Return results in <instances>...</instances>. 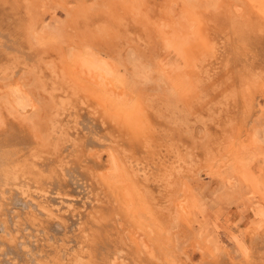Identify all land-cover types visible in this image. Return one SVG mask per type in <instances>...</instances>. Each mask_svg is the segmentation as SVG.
<instances>
[{
  "label": "rangeland",
  "instance_id": "374dc122",
  "mask_svg": "<svg viewBox=\"0 0 264 264\" xmlns=\"http://www.w3.org/2000/svg\"><path fill=\"white\" fill-rule=\"evenodd\" d=\"M244 1L193 4L191 13L203 18L218 7L220 20L181 33L182 0H0V239L21 242L17 249L0 244V264H36L48 250L43 245L74 246L73 236L94 221L106 232L98 237L107 243L101 257L109 255L99 264H264V50L241 49L238 23L247 17L259 24ZM257 23L264 40V24ZM70 52L113 72L89 86L87 73L70 61L81 55ZM72 69L135 115L125 122L86 90L72 94L64 83ZM179 73L191 84L173 94ZM252 82L254 116L243 109ZM236 152L247 156L242 163ZM74 248L79 252L62 250V264H77Z\"/></svg>",
  "mask_w": 264,
  "mask_h": 264
},
{
  "label": "bare ground",
  "instance_id": "6f19581e",
  "mask_svg": "<svg viewBox=\"0 0 264 264\" xmlns=\"http://www.w3.org/2000/svg\"><path fill=\"white\" fill-rule=\"evenodd\" d=\"M207 1H211V0H182V2H181V6H182V11H183V13L185 14L181 19H185L186 20V24H184V22H182V23H180L181 25H180V28H185V29H183V31L181 32V33H183V32H185V30H186V26H188L189 24V28H195L194 29V31H200V30H202V28H204L205 26H206V23H207V21L206 20H208L210 23L211 22H214L215 20L216 21H219L220 20V16H221V14H220V12L218 11V7H217V9H215V10H213L212 12H210V14L209 15H204L205 16V18H203V15H200L199 13H197V12H194L193 13V10H192V13H191V9H190V7L193 5V4H196V3H198V4H200V3H202V2H207ZM214 1V0H213ZM217 2V1H216ZM222 2V1H221ZM244 3L245 4H247V12L248 13H252V12H255L256 14H257V20H258V22H259V24L257 23V22H255V24L257 23L259 26L263 23L264 24V0H245L244 1ZM205 3H203V5H204ZM209 5H208V7L210 6V3H208ZM214 4V3H213ZM212 4V5H213ZM216 4H214V6H215ZM245 6V5H244ZM222 7V6H221ZM193 8H194V6H193ZM239 8V7H238ZM66 9V8H65ZM195 9H196V7H195ZM204 9H205V7H204ZM68 10V9H67ZM239 10V9H238ZM244 10H245V8H244ZM243 10V11H244ZM221 12L223 11V10H220ZM233 11V10H232ZM219 12V13H218ZM225 13H226V11H225ZM224 15H226V14H224ZM242 15V14H241ZM249 16L250 15H248V18H249ZM223 17V16H222ZM236 17V16H235ZM244 17V16H243ZM251 17V16H250ZM73 18V17H72ZM227 18V17H226ZM229 18V17H228ZM228 18H227V20H228ZM74 19H75V17H74ZM74 19H72L73 21H74ZM219 19V20H218ZM231 19V18H230ZM229 19V20H230ZM72 20H70V21H72ZM76 20V19H75ZM228 20V21H229ZM205 21V22H204ZM224 21H226V19L224 20ZM241 21V20H240ZM255 21V20H254ZM189 22V23H188ZM227 22V21H226ZM232 23H233V20L231 21ZM243 22V23H242ZM242 22L240 23H238L239 25H241L242 24V29H239L237 26V30H240L239 31V33L238 32H235V33H237L236 35H238V34H240V35H242L241 37H243V40H244V42H246V43H244V46H242L241 47V49H242V51H245V53L246 52H250V54L251 53H254V54H258V53H260L259 52V50H264V40H263V37H261L260 36V34L258 35L257 33L259 32V30H258V32L256 31H254L255 29L253 28V25H255V24H251L250 22H252L250 19L248 20L247 19V17H246V19L243 21V19H242ZM72 23V22H71ZM74 23H76V22H74ZM215 23V22H214ZM221 23V22H220ZM219 23V24H220ZM235 23V22H234ZM233 23V24H234ZM252 23H254V22H252ZM222 24V23H221ZM224 24H227V23H223L222 25H223V28L224 27H226V26H228L229 24H227L226 26H224ZM69 25V24H68ZM73 25V24H72ZM209 25H211V24H209ZM208 25V29H209V26ZM37 26V25H36ZM204 26V27H203ZM217 26V25H216ZM219 26V25H218ZM217 26V27H218ZM230 26V25H229ZM244 26L246 27V28H248L249 29V31H251V34L250 33H248V31L247 30H245L246 28H244ZM74 27V26H73ZM231 27V26H230ZM229 27V28H230ZM234 27V26H233ZM240 27V26H239ZM261 27H262V25H261ZM264 27V26H263ZM220 28V27H219ZM244 28V29H243ZM58 29V28H57ZM226 30H228L227 28H225ZM258 29H259V27H258ZM262 28H260V30H261ZM212 30V29H211ZM210 30V31H211ZM220 30H221V28H220ZM219 30V31H220ZM223 30V29H222ZM237 30H235V31H237ZM263 31H264V29H262ZM261 30V31H262ZM68 31V30H67ZM157 31H159V30H157ZM216 31V30H215ZM263 31H262V33H263ZM36 32V30L35 29H33L32 30V38H35L36 39V37H35V35L37 34V33H35ZM48 32V31H47ZM46 32V33H47ZM59 32V31H58ZM166 32V31H165ZM226 32H228V31H226ZM230 33V32H229ZM244 33H246V34H244ZM38 34H42V33H38ZM104 34V33H103ZM169 33H167V35H168ZM53 35V34H52ZM225 35V34H224ZM223 35V36H224ZM226 35H227V33H226ZM235 35V34H234ZM235 35V36H236ZM239 35V36H240ZM249 35H251L248 39H246L245 38V36H249ZM263 35V34H262ZM43 36V35H42ZM49 36H51V35H49ZM49 36H46V38L45 39H43V40H48L47 39V37H49ZM182 35H179V38L181 37ZM7 37V36H6ZM38 37V36H37ZM229 36L227 35V38H228ZM237 37V36H236ZM235 37V38H236ZM241 37H239V39H241ZM39 38H41V37H39ZM39 38H37V39H39ZM43 38V37H42ZM41 38V39H42ZM49 38H51V37H49ZM53 38V37H52ZM158 38H160V39H164L165 41L167 40V39H165V37H164V35H162V32H158ZM168 38V37H167ZM171 38H173V36L171 37ZM212 38V37H211ZM225 38V37H224ZM238 38V37H237ZM245 38V39H244ZM169 39H170V37H169ZM174 39V38H173ZM172 39V40H173ZM175 39H176V35H175ZM213 39V38H212ZM52 40H54V39H52ZM52 40H48V41H52ZM172 40H170V42H172ZM227 40V39H226ZM238 40V39H237ZM242 40V41H243ZM39 41V40H38ZM41 41V40H40ZM56 40H54L53 42H55ZM168 41V40H167ZM175 41V40H174ZM176 41H177V39H176ZM232 41H233V39H232ZM234 41H236V40H234ZM239 41V40H238ZM44 42V41H43ZM185 42V41H184ZM222 42V41H221ZM223 42H224V40H223ZM226 42H228V41H226ZM230 42H231V40H230ZM237 42V41H236ZM240 42V41H239ZM36 43H37V41H36ZM40 43V42H39ZM42 43V42H41ZM181 43V42H180ZM225 43V42H224ZM241 43H243V42H241ZM169 44V43H168ZM171 44V43H170ZM150 45V44H149ZM203 45V44H202ZM232 45V44H231ZM236 45V44H235ZM235 45H233V46H231L232 48L234 47L235 48ZM160 46H161V44H160ZM168 46V45H167ZM170 46V45H169ZM168 46V47H169ZM173 46V45H172ZM199 47H201V46H199ZM198 47V48H199ZM219 47V46H218ZM217 47V48H218ZM228 47H230V46H228ZM160 48V47H159ZM206 48V47H205ZM238 48V47H237ZM236 48V49H237ZM240 48V47H239ZM167 49V48H166ZM216 49V48H215ZM219 49V48H218ZM253 49H255L256 51H252ZM62 50H64L63 48H62ZM178 50V49H177ZM182 50H184V49H182ZM224 50V49H223ZM229 50V49H228ZM234 50V49H233ZM222 51V50H221ZM236 51V50H235ZM239 51V50H238ZM2 52V51H1ZM4 52V51H3ZM220 52V51H219ZM228 52V51H227ZM227 52H225V53H227ZM229 52H231V51H229ZM258 52V53H257ZM183 53H184V51H183ZM235 53H237V52H235ZM240 52H238V54H239ZM244 53V54H245ZM249 54V55H250ZM254 54H252V55H254ZM69 55H71V56H77V55H74V53L72 54V52H70V54ZM68 55V56H69ZM81 55V57H79V58H72L71 56H70V58H72L70 61H72V60H74V61H72L73 62V64H72V66H74V68H76L78 71L79 70H81L82 72H77L78 74H82V73H87L86 75H88L89 77H87V78H85V80H87L88 78V80H87V82L89 83V86L90 85H93V83H98V82H95V81H97V79L99 78V79H102L103 81L104 80H106L105 79V76H108V75H110V74H112V70H111V68L106 64V63H104V62H98V63H95V62H93V61H91V59L90 60H88V56L86 55V54H84V53H78V56H80ZM234 55V54H233ZM233 55H232V57H233ZM246 55V54H245ZM245 55H243L242 56V54H241V56L242 57H246ZM258 55H260V54H258ZM77 56V57H78ZM191 56H193V55H191ZM227 56V55H226ZM262 56V55H261ZM231 57V56H230ZM236 57V56H235ZM235 57H233V59L235 58ZM238 57H240V55L238 56ZM254 57V56H253ZM252 57V58H253ZM256 57V56H255ZM213 58V57H212ZM221 58V57H220ZM219 58V59H220ZM257 58V57H256ZM259 58V57H258ZM226 59V58H225ZM231 60V63H232V61H233V64L234 63H236V62H238L237 60H236V62H234V60ZM92 60H94L93 58H92ZM194 60H195V57H194ZM246 60H248V59H246ZM67 61V60H66ZM69 61V60H68ZM70 61H69V63H70ZM89 61V62H88ZM240 61V60H239ZM251 61V60H250ZM256 61V60H255ZM263 61V60H262ZM221 62H222V60H221ZM229 62V61H228ZM243 62V61H242ZM246 62V61H245ZM253 62V61H252ZM260 62V61H259ZM94 63V64H93ZM241 63V62H240ZM247 63V62H246ZM217 64V63H216ZM221 64V63H220ZM219 64V65H220ZM228 64V63H227ZM250 64V63H249ZM259 64V63H258ZM65 65H67V63L65 64ZM160 65V64H159ZM222 65V64H221ZM229 65V64H228ZM241 65V64H240ZM68 67L66 68V70H65V73H67L68 71H70V69H69V67L71 68V65L69 66V65H67ZM161 66V65H160ZM230 66H231V64H230ZM243 66V65H242ZM244 66H245V64H244ZM191 67V66H190ZM251 67V66H250ZM249 67V68H250ZM73 68V69H74ZM110 68V69H109ZM160 68V67H159ZM221 68V67H220ZM239 68V67H238ZM244 68V67H243ZM245 68H246V66H245ZM73 69H72V73H73V76H71V74H69V77H68V83H66V82H64V81H60V82H64L65 84H66V88L68 89V90H70L71 91V93L72 94H77L78 92H79V90L80 89H84V90H86L88 93H90V94H92V95H94L100 102H101V104L105 107V108H110V109H112L114 112H113V114L114 115H116V116H118V117H122L124 120H125V122H126V120L127 119H129V118H131L132 116H134L135 114H133L132 112H128V111H125L124 110V108H122L121 106H122V104H120V102L119 101H117L116 99H113L112 97L111 98H109L108 96H106V95H104L103 94V92L102 91H100V92H102V94L100 93V92H98V90L96 91V89L95 90H93L91 87H89V86H87L84 82L82 83L81 82V78H78V75H76V73H74L76 70H74L73 71ZM161 69H162V67H161ZM165 69V68H164ZM191 69V68H190ZM227 69V68H226ZM251 69V68H250ZM257 69V68H256ZM158 70V69H157ZM169 70V69H168ZM239 70V69H238ZM241 70V69H240ZM252 70V69H251ZM159 71V70H158ZM157 71V72H158ZM229 71V70H228ZM253 71V70H252ZM251 71V72H252ZM154 72V71H153ZM163 72H164V70H163ZM189 72V71H188ZM231 72V71H230ZM250 72V71H249ZM166 73H167V71H166ZM171 73V72H170ZM190 74L191 73H193V71L192 72H189ZM253 73V72H252ZM106 74H108V75H106ZM169 74V73H168ZM246 74V73H245ZM185 75V76H184ZM187 74H185V73H179V74H177L176 75V79H180L179 81H175L174 82V85L172 86V87H170V90H171V88H172V90H171V92L174 94V93H176V91H178L179 93H182L183 92V89H185L186 88V86H188V84L190 85L191 84V81H190V79L189 78H187V77H189V76H186ZM235 75V74H234ZM247 75V74H246ZM249 75H251V74H249ZM253 75H255V74H253ZM261 75V74H260ZM263 75H264V73H263ZM194 76V75H193ZM242 77H243V75H241ZM80 77V76H79ZM192 77V75L190 76V78ZM249 77V76H248ZM64 78V77H63ZM116 79L118 78V76L117 77H115ZM182 78V79H181ZM183 78H187L186 79V81L184 80L183 81ZM244 78V77H243ZM245 78H247V76L245 77ZM251 78H253V77H251ZM258 77L256 76V82H257V84H261V83H259L258 81L259 80H261V79H257ZM174 79V78H173ZM91 80H92V82L93 83H91ZM171 80V79H170ZM188 80V81H187ZM212 80V79H211ZM262 80L264 81V79H263V77H262ZM72 81V83H70ZM116 81H118V80H116ZM190 81V82H189ZM223 81V80H222ZM252 81H254V79L252 80ZM108 82V81H107ZM171 82V81H170ZM213 82V81H212ZM64 83L62 84V88L64 87L63 85H64ZM109 83V82H108ZM218 83V82H217ZM263 84H264V82H262ZM104 84V83H103ZM113 84V83H112ZM211 84V83H210ZM121 85V84H120ZM222 85V84H221ZM252 85V86H251ZM251 85H249V87H250V92L248 91V99H245L244 100V105H245V108H243V109H245V111L244 112H246L247 114L246 115H249L248 113H257V111H258V107L256 106V99H255V97L257 96H255V88L257 87V86H255V82H252L251 83ZM254 85V86H253ZM60 86H61V84H60ZM95 86V85H94ZM212 86H214V85H212ZM262 86V85H261ZM113 87V86H112ZM123 87V86H122ZM228 87V86H227ZM251 87H252V89H251ZM263 87H264V85H263ZM99 88V87H98ZM124 88V87H123ZM122 88V89H123ZM179 88V89H178ZM215 88V87H214ZM259 88V87H258ZM64 89H65V87H64ZM212 89V88H211ZM257 89V88H256ZM104 90V89H103ZM106 90V89H105ZM216 90V89H215ZM263 90H264V88H263ZM219 91V90H218ZM258 91V90H257ZM256 91V92H257ZM214 92V91H213ZM262 92V91H261ZM120 93V92H119ZM123 93V92H122ZM216 93V92H215ZM262 94H264L263 92H262ZM211 95V94H210ZM261 96V95H260ZM264 97V96H263ZM89 99V98H88ZM264 99V98H263ZM17 105H18V107H24V103H23V101L21 100H19V103H17ZM21 108V109H22ZM260 109V108H259ZM241 114V113H240ZM239 114V115H240ZM252 116V115H251ZM253 116H254V114H253ZM122 118H120V119H117L116 120V123H118V122H120L121 121V119ZM243 118H245V117H243ZM244 122V121H243ZM3 123V122H2ZM24 123V122H23ZM251 123V122H250ZM248 124V123H247ZM144 125V124H143ZM243 125V124H242ZM34 126V125H33ZM117 127H119L118 125H116ZM139 127H141V125L139 124V125H134L133 127H132V129H127L126 131H133V129H135L136 130V128L138 129ZM243 127V126H242ZM246 128V127H245ZM234 129V128H233ZM35 130V129H34ZM86 130V129H85ZM109 131V130H108ZM16 132V131H15ZM133 132H135V131H133ZM132 132V133H133ZM5 134V133H4ZM9 135V134H8ZM69 135V134H68ZM133 135V134H132ZM12 137V136H11ZM132 137H134V136H132ZM238 137V136H237ZM131 138V137H130ZM129 138V139H130ZM32 139H33V137H32ZM140 139V138H139ZM130 141V140H129ZM9 142H10V140H9ZM34 143V142H33ZM139 143H140V141H139ZM132 144V143H131ZM14 145V144H13ZM138 145V144H137ZM136 145V146H137ZM4 146V145H3ZM10 146V145H9ZM227 146V145H226ZM240 146V145H239ZM4 147H6V146H4ZM133 147V146H132ZM138 147V146H137ZM143 147V146H142ZM244 147V146H243ZM253 147V146H252ZM255 148V147H254ZM9 149V148H8ZM210 149V148H209ZM235 149H237L236 147H235ZM26 150V149H25ZM200 150V149H199ZM204 150V149H203ZM230 150V149H229ZM239 150V149H238ZM242 150V149H241ZM19 151V150H18ZM51 151V150H50ZM79 151V150H78ZM134 151V150H133ZM141 151V150H140ZM209 151V150H208ZM221 151V150H220ZM255 151V150H254ZM14 152V151H13ZM219 152V151H218ZM228 152V151H227ZM238 152V151H237ZM236 152V153H237ZM257 152V151H256ZM255 152V153H256ZM78 153V152H77ZM231 153H233L232 151H231ZM241 153V152H240ZM239 153V154H240ZM245 153V152H244ZM251 153V152H250ZM87 154V153H86ZM210 154V153H209ZM238 153H237V155H239ZM257 155H261L259 152L258 153H256ZM48 155V154H47ZM226 155H228V153L227 154H225V155H223V157H225ZM231 155V154H230ZM241 155V154H240ZM239 155V156H240ZM251 156H253L252 155V153L250 154ZM248 157L249 159H250V162H251V158L252 157ZM19 157V156H18ZM207 157V156H206ZM238 157V156H237ZM237 157H235V159L237 158ZM247 157V156H246ZM246 157L244 156H240V160H238V161H240L241 163H242V161L244 160V159H246ZM77 158V157H76ZM214 158V157H213ZM226 158V157H225ZM255 158V157H254ZM44 159H45V155H44ZM204 159V158H203ZM227 159V158H226ZM264 159V158H263ZM211 160H212V158H211ZM255 160V159H254ZM79 161V160H78ZM210 160H208L207 162H209ZM213 161V160H212ZM220 161H222V159L220 158V160L218 161V162H220ZM236 161H237V159H236ZM248 161V160H247ZM257 161V160H256ZM45 162V161H44ZM88 162V161H87ZM218 162H214V163H218ZM223 162V161H222ZM221 162V164H223ZM227 162V161H226ZM233 162V161H232ZM239 162V163H240ZM20 163V162H19ZM27 163V162H26ZM49 163V162H48ZM213 163V164H214ZM254 163V162H253ZM253 163H250V166H251V164L253 165ZM216 164H214L212 167H214V168H217V169H220L222 166H216ZM231 164V163H230ZM235 164H236V162H235ZM244 164H245V162H244ZM244 164H242L241 165V168H242V166L244 165ZM256 164V163H255ZM3 165V164H2ZM173 165V164H172ZM233 165H234V163H233ZM240 165V164H239ZM21 166V165H20ZM81 166V165H80ZM235 166V165H234ZM233 166V167H234ZM249 166V165H248ZM168 167V166H167ZM172 167V166H171ZM245 168L247 167V166H244ZM252 167V166H251ZM12 168V167H11ZM176 168V167H175ZM214 168H212L213 170H214ZM239 168V167H238ZM166 169V168H165ZM235 169V168H234ZM243 169V168H242ZM253 169V168H252ZM259 169V168H258ZM75 170V169H74ZM95 170V169H94ZM170 170V169H169ZM173 170V169H172ZM237 170V169H236ZM6 171V170H5ZM38 171V170H37ZM114 171H115V169H114ZM240 171V170H239ZM242 171V170H241ZM240 171V172H241ZM244 171V170H243ZM243 171H242V174H244L243 173ZM18 172V171H17ZM20 172H21V170H20ZM61 172V171H60ZM29 173V172H28ZM34 173V172H33ZM54 173V172H53ZM239 173V172H238ZM252 173V172H251ZM50 174V173H49ZM56 174V173H55ZM96 174V173H95ZM242 174H240V175H242ZM249 174V173H248ZM31 175V174H30ZM39 175V174H38ZM172 175V174H171ZM61 176V175H60ZM165 176V175H164ZM96 177V176H95ZM161 177V176H160ZM176 177V176H175ZM246 177V176H245ZM254 177V176H253ZM27 178V177H26ZM57 178V177H56ZM171 178V177H170ZM244 178V177H243ZM255 178V177H254ZM259 178V177H258ZM45 179H46V177H45ZM44 179V180H45ZM53 179V178H52ZM86 179V178H85ZM99 179L101 180V178H100V176H99ZM168 179V178H167ZM240 179V178H239ZM59 180V179H58ZM240 180H242V179H240ZM263 180V179H262ZM69 181V180H68ZM76 181V180H75ZM247 181V180H246ZM255 181V180H254ZM261 181V180H260ZM42 182V181H41ZM57 182V181H56ZM60 182V181H59ZM58 182V183H59ZM85 182V181H84ZM102 182V181H101ZM255 182H257V181H255ZM254 182V183H255ZM35 183V182H34ZM43 183H44V181H43ZM43 183H42V185H43ZM263 183V182H262ZM95 184V183H94ZM93 184V185H94ZM99 184H100V181H99ZM169 184V183H168ZM242 184H244V183H242ZM251 184H253V182L251 183ZM250 184V185H251ZM33 185V184H32ZM68 185V184H67ZM254 185V184H253ZM252 185V186H253ZM256 185V184H255ZM254 185V186H255ZM263 185V184H262ZM9 186V185H8ZM12 186V185H11ZM113 186V185H112ZM167 186H169V185H167ZM257 186V185H256ZM40 187H42V186H40ZM59 187H60V185H59ZM43 188V187H42ZM62 188V187H61ZM92 188V187H91ZM110 188H112L111 187V185H110ZM51 189V188H50ZM257 189H258V187H257ZM39 190H41V189H39ZM64 191V190H63ZM69 191V190H68ZM116 191V190H115ZM56 192V191H55ZM83 192V191H82ZM112 193V192H111ZM113 193H114V191H113ZM120 193V192H119ZM150 193V192H149ZM49 194V193H48ZM65 194V193H64ZM32 195V194H31ZM46 195V194H45ZM111 195V194H110ZM120 195V194H119ZM260 195V194H259ZM123 196V195H122ZM18 197V196H17ZM117 197V196H116ZM120 197V196H119ZM138 198V197H137ZM15 199V198H14ZM17 199V198H16ZM47 199V198H46ZM115 199V198H114ZM140 199V198H139ZM38 200V199H37ZM48 200V199H47ZM36 201V200H35ZM44 201V200H43ZM117 201H119V200H117ZM141 201V200H140ZM7 202V201H6ZM5 202V203H6ZM43 203V202H42ZM107 203V202H106ZM141 203V202H140ZM25 204V203H24ZM49 204V203H48ZM78 204V203H77ZM114 204H115V202H114ZM118 205V204H117ZM123 205V204H122ZM146 205V204H145ZM116 206V205H115ZM138 206L139 207H141L142 205H139V203H138ZM96 207V206H95ZM100 207V206H99ZM104 207V206H103ZM49 208V207H48ZM93 208V207H92ZM112 208V207H111ZM146 208H148V207H146ZM146 208H144V209H146ZM96 209V208H95ZM114 209V208H113ZM116 209V208H115ZM139 209H143V208H139ZM78 210V209H77ZM85 210V209H84ZM23 211V210H22ZM29 211V210H28ZM92 211V210H91ZM99 211V210H98ZM113 211H115V210H113ZM103 212V211H102ZM118 212H121V211H118ZM129 212V213H128ZM25 213V212H24ZM53 213V212H52ZM60 213V212H59ZM87 213V212H86ZM96 213V212H95ZM109 213V212H108ZM112 213V212H111ZM114 213V212H113ZM117 213V212H116ZM125 215H126V213H128L129 214V217L130 216H133V217H131L132 219L134 218V214H132L133 213V210L132 209H126V213L125 212H123ZM10 214H11V212H10ZM97 214V213H96ZM117 214H119V213H117ZM41 215V214H40ZM44 215V214H43ZM54 215H56V214H54ZM85 215V214H84ZM101 215V214H100ZM116 215V214H115ZM11 216V215H10ZM28 216V215H27ZM32 216V215H31ZM118 216V215H117ZM120 216V215H119ZM1 217V216H0ZM35 217V216H34ZM37 217V216H36ZM52 217V216H51ZM94 217V216H93ZM96 217V216H95ZM98 217V216H97ZM96 217V218H97ZM108 217V216H107ZM167 217V216H166ZM4 218V217H3ZM95 218V219H96ZM104 218V217H103ZM111 218V217H110ZM120 218H121V216H120ZM127 218V219H126ZM126 220L125 221H129V219L130 218H128V216H126ZM64 219V218H63ZM81 219V218H80ZM91 218H89V220H90ZM115 219V218H114ZM114 219H112V220H114ZM132 219H130V220H132ZM9 220V219H8ZM53 220V219H52ZM59 220V219H58ZM62 220V219H61ZM83 220V219H82ZM92 221H94L93 219H91ZM98 220V219H97ZM106 220V219H105ZM119 220V219H118ZM136 220H138V219H136ZM136 220H135V222L133 223V224H136ZM43 221V220H42ZM88 220H86V222H87ZM91 221V222H92ZM120 221H121V219H120ZM124 221V220H123ZM127 221V222H128ZM62 222V221H61ZM95 223H96V221H94ZM155 222V221H154ZM57 223H58V221H57ZM94 223V224H95ZM107 223V222H106ZM115 223V222H114ZM130 223H132V222H130ZM84 224H85V222H84ZM90 223H88V226H86V225H84V226H82L79 230H78V234H77V236H73V238L76 240V242L74 243L72 240H74V239H71V240H68V241H72L73 243H74V246H70V245H67L68 244V242H67V244H62V246H61V244H59V246L56 244V243H53V244H51V245H49V246H46V245H43L42 247L43 248H45V249H47L48 248V250L44 253V254H41V255H39L37 258H35V261H36V264H62V262H61V252H62V250L64 249V250H66L68 253H69V250L72 248V247H76V246H78L80 249H79V252L74 248V251H77L78 253H76V255H75V252H74V260H76V262H77V264H80V263H82V264H99V261H100V263H101V261L102 262H104V260H105V258H103L105 255H106V253H105V255L103 256V257H101L102 255H101V252L103 253V248H105V245H107V243H105V239H104V237H103V239H104V242H103V240H102V243L101 244H99L100 242H101V240L99 241L98 240V237L101 239V236H102V234L103 235H105L104 233H106V232H102V228L100 227V226H96V224H95V226H94V224L93 225H89ZM138 224V223H137ZM37 225V224H36ZM82 225V224H81ZM104 225V224H103ZM126 225V224H125ZM140 225H141V223H140ZM57 226V225H56ZM59 226V225H58ZM68 226V225H67ZM76 226V225H75ZM78 226V225H77ZM102 226V225H101ZM110 226H111V223H110ZM114 227V226H113ZM54 228V227H53ZM69 228V227H68ZM125 228V227H124ZM137 228V227H136ZM36 229V228H35ZM40 229H42V228H39V230ZM44 229V228H43ZM108 229V228H107ZM138 229V228H137ZM143 229V228H142ZM44 230H46V228L44 229ZM57 230H59V229H57ZM63 230V229H62ZM104 230H105V228H104ZM121 230H122V228H121ZM12 231H14V230H12ZM28 231V230H27ZM51 231V230H50ZM49 231V232H50ZM75 231H77V230H75ZM30 232V231H29ZM32 232V231H31ZM54 232V231H53ZM55 233V232H54ZM100 233H102L101 234V236L99 235ZM41 234H42V232H41ZM139 234V233H138ZM53 235V234H52ZM60 235H62V234H60ZM71 235V234H70ZM74 235V234H73ZM76 235V234H75ZM107 235V237H108V234H106ZM133 236V235H132ZM20 237V236H19ZM48 237V236H47ZM53 237V236H52ZM65 237V236H64ZM106 237V236H105ZM106 237V238H107ZM113 237V236H112ZM24 238V237H23ZM31 238H32V236H31ZM51 238V237H50ZM71 238V237H70ZM35 239V238H34ZM39 239V238H38ZM47 239V238H46ZM52 239V238H51ZM61 239V238H60ZM69 239V238H68ZM130 239V238H129ZM133 239V238H132ZM23 240V239H22ZM64 240V239H63ZM62 240V241H63ZM67 240V239H66ZM108 240V239H107ZM135 241H136V239H134ZM47 241H49L48 239H47ZM51 241V240H50ZM53 241V240H52ZM56 241V240H55ZM40 242H42V241H40ZM133 242V241H132ZM23 243V242H22ZM25 243V242H24ZM42 243H44V242H42ZM49 243V242H48ZM66 243V242H65ZM111 243V242H110ZM109 243V244H110ZM113 243V242H112ZM0 244L1 245H3L4 247H6V248H14V249H17L18 248V246L19 245H21V242H19V240H18V238H14V236H13V238H10L9 237V239L8 238H1L0 239ZM26 244V243H25ZM24 244V245H25ZM30 244H32V243H30ZM71 244V243H70ZM0 245V246H1ZM56 245V246H55ZM25 248V247H24ZM28 248V247H27ZM107 248V247H106ZM105 248V249H106ZM102 249V250H101ZM109 249H110V247H109ZM42 250V249H41ZM40 250V251H41ZM108 250V249H107ZM27 251H29V249L27 250ZM31 251V250H30ZM64 252V253H67V252ZM71 251H73V250H71ZM109 251V250H108ZM108 251H106V252H108ZM100 252V253H99ZM41 253H43V252H41ZM63 253V254H64ZM70 253H72V252H70ZM109 253V252H108ZM32 254H33V252H32ZM71 255V254H70ZM115 255V254H114ZM5 256V255H4ZM3 256V257H4ZM32 256V255H31ZM65 256H66V254H65ZM69 256V255H68ZM107 256V255H106ZM105 256V257H106ZM73 257V256H72ZM108 257H109V255H108ZM108 257H107V260H108ZM13 258V257H12ZM77 258V259H76ZM62 259H63V257H62ZM117 259V258H116ZM65 260V259H64ZM107 260H105V261H107ZM28 261V260H27ZM73 260H71V262H72ZM65 262V261H64ZM67 262V261H66ZM111 262V261H110ZM21 263V262H20ZM24 263H26V262H24ZM23 263V264H24ZM75 263V262H74ZM221 262H217L216 264H220ZM18 264V263H17ZM72 264V263H71ZM102 264H104V263H102ZM105 264H106V262H105ZM221 264H223V263H221ZM238 264V263H237Z\"/></svg>",
  "mask_w": 264,
  "mask_h": 264
}]
</instances>
